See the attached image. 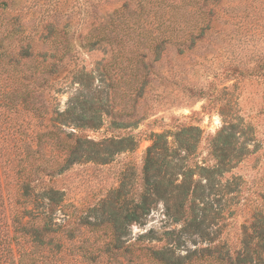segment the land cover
Returning <instances> with one entry per match:
<instances>
[{
    "label": "rangeland",
    "instance_id": "1",
    "mask_svg": "<svg viewBox=\"0 0 264 264\" xmlns=\"http://www.w3.org/2000/svg\"><path fill=\"white\" fill-rule=\"evenodd\" d=\"M0 43L9 56L0 61V87L33 93L28 110L18 106L13 113V123L25 125L36 145L32 169H55L63 162L66 153L58 151L55 133L61 140L71 133L96 145L91 155L113 139L132 137L133 143L122 144L127 151L107 155L104 164L99 160L107 153L101 150L96 161L82 159L46 179L65 203L77 207L69 221H94L99 212L93 210L105 201L116 204L117 192L130 203L143 189L152 135L195 127L200 142L187 169L194 174L192 206L199 226L173 223L167 206L174 217L178 200L164 195L144 226L133 225L126 238L153 231L150 238L164 239L160 247L169 242L166 233H175L170 240L181 257L204 248L218 257L241 252L258 213L264 214V73L257 68L264 59V0H0ZM24 51L30 58L8 66ZM238 69L248 75L236 77ZM26 74L30 84L22 80ZM52 112L63 116L54 119ZM186 154L175 155L172 164H185ZM162 159L160 178L168 180L181 166L168 172V158ZM54 222L63 223L59 215ZM77 234L89 243L104 238L103 231L78 225ZM255 250L260 254L252 264H264V247ZM134 255L138 264L148 259L145 251ZM71 258L66 255L62 263L74 264ZM219 259L190 264H227V258Z\"/></svg>",
    "mask_w": 264,
    "mask_h": 264
},
{
    "label": "trees",
    "instance_id": "2",
    "mask_svg": "<svg viewBox=\"0 0 264 264\" xmlns=\"http://www.w3.org/2000/svg\"><path fill=\"white\" fill-rule=\"evenodd\" d=\"M208 27L209 24L202 29L205 30ZM5 51L0 43L1 62L5 57H9L7 54H3ZM25 58H30V56L24 51L17 58L16 56L11 57L8 66L19 64ZM38 58L40 64L45 63L44 53H38ZM262 61L263 63L257 68L264 73V59ZM35 71L37 68L34 70V75ZM235 73L236 77L248 75L240 69L235 70ZM40 74H43L41 70ZM31 79V74L22 77V80L28 84ZM38 85H43V82ZM29 94L33 93L19 90L15 94L14 88L9 89L2 85L0 87V264H61L68 254L72 257V262L79 261V264H83V262L87 264H138L140 260H138V256L134 255L136 251L146 252L148 259L145 264H190L208 256L216 257V260L219 261L220 257L227 258V264L238 262L252 264V262H256L255 257L259 258L258 254L260 253L255 250V246L264 247V224L260 223V220L264 221L262 213H258V220L251 227L250 240L245 241L241 252L237 255L231 254L229 251L218 257L215 252L204 248L181 257L176 254L175 240H170L171 238L175 239L176 235L170 232L164 235L169 238V242L160 247H156V244L163 242L164 239L150 238L153 236V231H149L148 235L142 234L134 240L126 238L130 235V228L133 225L144 226V220L149 215L152 205L156 204L158 200L164 199V195L168 198L170 195L178 200L176 203L177 215L174 217L170 215V208L167 206L166 215L173 223H188L187 228L197 227L199 224V219L195 215L196 211L192 206V195L194 194L192 178L194 174L187 169L189 168L188 161L193 155L192 152L196 144L200 142V137L196 138L199 130L195 127L182 126L171 134L152 135V145L146 150L141 173L143 189L133 193L137 197L129 196L132 199L130 203L125 200L127 196H121V198V192H117L118 198L121 199L117 198L116 204L113 202L108 204L105 201L99 208L93 210L92 213L99 212L94 221H89L87 217L81 216L74 221H69L78 214L77 207L65 203L62 192L53 186H48L46 179L57 174L61 175L82 159L87 162L96 161V155L101 150L107 153L99 160L104 164L107 162L108 156L127 151L128 148L122 144L126 141L133 143V140L130 136L124 139L119 136L120 140H111L105 144V147L96 149L91 155L95 150L93 147L96 145L89 144L87 140L71 133L65 134V139L61 140L55 133L58 151H61L63 155L66 153L63 162L59 163L60 165L55 169L48 170L41 164L32 169L31 156L34 153H31V150L36 145H33L32 139L25 135L28 134L24 133L27 129L25 125L13 123V113L18 112V106L23 107V111L24 109L28 110L26 107ZM16 99L21 101L15 103ZM52 114L54 119L63 116L57 112H52ZM186 136L194 141L190 143ZM169 138L172 139L169 140ZM38 145H42V142L39 141ZM85 145L88 146L87 149H85ZM116 146H119V149L112 150V147ZM134 146H137L135 141ZM182 152L187 153L184 158L185 164H172L174 156ZM151 153H155V158L150 157ZM221 153H223L222 150L216 148L217 159H221ZM161 158H163L162 161L168 158V162H166L168 172L171 168L181 166L178 169L179 172H169L168 180L160 178L162 175L159 163ZM38 171L40 172L38 173ZM179 178L180 181H178ZM165 182L168 183L163 188ZM169 185L171 186L170 190L167 188ZM36 200L38 201L36 202ZM193 205L195 206L194 203ZM57 215L61 217L62 224L54 222ZM77 225L103 231L104 238L98 242L89 243L88 238L77 234ZM108 230H111L112 235H107ZM96 243L98 245L94 248Z\"/></svg>",
    "mask_w": 264,
    "mask_h": 264
}]
</instances>
